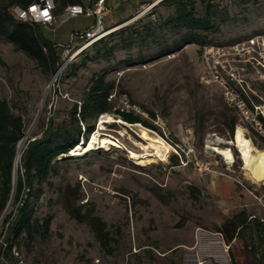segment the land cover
Returning <instances> with one entry per match:
<instances>
[{"label":"rangeland","instance_id":"obj_1","mask_svg":"<svg viewBox=\"0 0 264 264\" xmlns=\"http://www.w3.org/2000/svg\"><path fill=\"white\" fill-rule=\"evenodd\" d=\"M6 2L0 0V5ZM148 2L108 1L104 23L111 32L104 42L85 47L77 35L94 26L90 13L48 27L39 25L43 37L59 46L60 63L54 72L38 66L10 42L0 41V98L22 118L24 136L19 140V155L27 139L40 135L47 117L53 116L55 123L69 119V109L79 102L91 77L101 74L113 85L108 96L111 109L96 117L95 130L100 117L107 114L113 121L106 122L100 131L112 134L122 145L93 148L86 157L57 163V174L41 184L35 203L37 231L32 237L23 233L13 244L27 264H254V257L264 256V240L252 223L254 218L264 222V183L248 179L234 145L223 144L234 154L230 164L207 146L213 136L231 140L228 123L232 117L233 133L236 125L241 126L256 148L264 149V137L227 106L223 88L209 80L199 44L158 56L156 44L170 42L175 34L157 29V41L136 39L130 47L122 45V39L133 35L135 28L145 34L143 24L150 20V11H141ZM57 3L61 7L60 1ZM81 3L85 9L89 7V0ZM193 11L198 17L205 15L198 0H194ZM153 12L152 21L157 23L173 13V6L161 2ZM212 17L217 22L216 31L208 35L212 43L247 45L252 36L264 37V0L236 3L226 15L218 12ZM262 72L260 65L256 69L247 66L243 74L258 95H264V81L259 78ZM121 109L133 112L142 122L122 120L116 113ZM163 132L184 150L190 147L209 170L182 162L170 149L168 156H161L168 152L162 149L155 161L144 165L128 156L129 149L142 151L137 140ZM172 155L177 164L170 160ZM18 169L19 158L17 165L14 162V181ZM77 184L81 197L72 204H81V212L105 222L107 250L100 246L89 224L69 216L64 207L65 188ZM8 203L0 212V239L5 217L10 211L15 213L13 198ZM240 212L250 221L227 239L222 225ZM45 219L49 220L47 226L42 225ZM0 264L6 263L0 260Z\"/></svg>","mask_w":264,"mask_h":264},{"label":"trees","instance_id":"obj_2","mask_svg":"<svg viewBox=\"0 0 264 264\" xmlns=\"http://www.w3.org/2000/svg\"><path fill=\"white\" fill-rule=\"evenodd\" d=\"M32 1L34 0H7L6 3L0 5V41L10 42L14 49L21 50L27 57L34 60L38 66L54 72L60 63L59 46L43 37L39 31L40 24L25 22L19 19L12 10L16 5L25 7ZM54 1L55 14L61 13L69 4L82 5L81 0H58L61 3V7L58 8L57 0ZM198 1L204 5L205 15L203 17L195 15L193 11L194 0H161L149 10L148 17L150 20L143 24L145 34L143 35L138 28H135L132 30L133 35L122 39V45L130 47L136 39H140L141 42L148 39L157 41L156 30L165 29L172 31L175 36L168 43L159 42L156 44V54L158 56L170 54L191 43L199 44L200 49L201 46L213 42L212 38H208V35L217 29V22L212 15L218 12L226 15V11L234 4L248 0H234L231 4L223 3V5L214 3L212 0ZM161 2L171 4L173 13L154 23L152 21V17H154L153 9ZM104 37L92 43L104 42ZM79 55L83 57L84 54L80 52ZM112 88L113 85L105 80L104 74L92 76L90 84L83 92L79 102H74L69 109V119L55 123L53 116L47 117L45 127L40 135L27 139L25 142V146L19 155V169L17 170L13 191L15 213L12 214L10 211L4 219L5 228L2 241L5 243V249L2 256L5 258L6 264L15 261L12 248H16L13 244L18 238L23 233L26 237H32L39 227L34 212L35 203L42 191L41 184L46 182L50 175L57 174L56 165L61 160L67 161L79 157L69 155V152L78 143H86L88 136L95 130L94 121L96 117L110 111L111 105L108 96ZM116 113L126 122H142L139 116L133 112L121 109L117 110ZM234 124L235 120L232 117L228 123L230 135L233 134ZM144 125L153 127L147 123ZM23 136L24 128L21 116L14 114L10 110L8 102L0 98V212L5 208L12 194V174L16 146ZM94 150L90 149L80 157H86L89 152ZM167 153L161 156L164 157ZM65 155L69 156L64 157ZM170 160L173 164H177L176 156H170ZM65 189L66 202L64 207L69 216L79 222L86 221L95 232L100 246L107 250L108 238L105 222L94 214L81 212V204L78 206L72 204L81 197L78 184L67 186ZM48 221V219H45L42 225L47 226ZM249 221L242 212L229 218L222 225L226 229V238L235 237L241 229L246 227ZM252 221L257 236L264 240V222H260L256 218ZM253 254L256 256L254 251ZM0 260L3 261L1 257ZM254 264H264V256L254 257Z\"/></svg>","mask_w":264,"mask_h":264},{"label":"built area","instance_id":"obj_3","mask_svg":"<svg viewBox=\"0 0 264 264\" xmlns=\"http://www.w3.org/2000/svg\"><path fill=\"white\" fill-rule=\"evenodd\" d=\"M108 1L114 0H89V7L86 9L83 5L69 4L61 13L55 14V1L52 0L54 7L49 10L51 19L46 22H35L33 20V13L29 11V7L31 5H37L39 10L42 11L47 7V0H34L25 7L16 5L12 10L16 16L23 21L29 24H40L46 27L84 12L92 14L95 21L94 26L77 35L79 42L83 43L82 47H85L88 42H93L105 36L103 33L106 31L103 30H109L106 29L104 23V12H106V3ZM160 1L161 0H150L147 5L142 8L141 13L149 11L155 3L157 4ZM212 1H216V3L223 5V3L231 4L234 0ZM22 17H26V19H22ZM246 43L247 45H241L240 42L230 45L207 43L201 46L200 55L208 70L210 76L209 80L217 82L220 87L223 88L224 99L227 106L233 108L240 119L248 121L252 124L256 132L264 137V95H258L253 91L243 78L247 66L256 69L260 65L264 68V37L255 35L248 38ZM262 75H264V72L260 73L259 78L261 81H264V76ZM123 103L126 107L128 106L126 96H123ZM160 137L166 142L170 152L175 153L182 162L183 160H185V163L193 162L199 169L209 170L208 164L198 160L193 155L190 147L184 150L181 144L169 139L164 132ZM178 151H182L184 157H182ZM0 244V257L3 262L6 263L5 258L2 256L5 249V243L2 239H0ZM228 247V245L225 246L226 251ZM12 255L15 261L10 264H27L16 248H12ZM98 262L99 259H95V263Z\"/></svg>","mask_w":264,"mask_h":264},{"label":"bare ground","instance_id":"obj_4","mask_svg":"<svg viewBox=\"0 0 264 264\" xmlns=\"http://www.w3.org/2000/svg\"><path fill=\"white\" fill-rule=\"evenodd\" d=\"M154 5H156V3ZM108 29V31L103 30L106 31L105 33H103V35H107L111 32V29ZM111 121H113V119L110 116H108L107 114L102 115L99 119L97 130L93 131L88 136V140L86 143H84L83 146H80L78 143L69 152V155L79 156L93 148L106 149L111 147H121V143L115 136L110 133L100 131L102 128H104V124L106 122ZM141 141L137 140L136 144L142 147V151L138 152L131 149L128 150V156L132 160H134L135 163L144 165L155 161V158L159 156L162 149L168 150L169 153L168 145L159 135L154 134L149 137H143ZM208 142L211 144L207 145L208 148L212 152L220 155L225 161V163L229 164L233 162L234 154L227 145L225 146L223 144L234 145L239 153V158L242 161V169H244L248 179H250L251 182L254 183H264V149L256 148L252 144L251 140L245 136L243 128L241 126L236 125L231 140L227 141L221 137L213 136V139L209 140ZM21 144L22 141H20L17 146V152L15 157L16 165L19 158L18 149L20 148ZM168 153L166 156H168ZM196 264H202V262L197 263L196 261Z\"/></svg>","mask_w":264,"mask_h":264},{"label":"clouds","instance_id":"obj_5","mask_svg":"<svg viewBox=\"0 0 264 264\" xmlns=\"http://www.w3.org/2000/svg\"><path fill=\"white\" fill-rule=\"evenodd\" d=\"M52 7H54L52 0H47V7L44 10L40 11L37 5H31L29 11L33 13V20L35 22H46L51 19L49 10ZM22 19H26V17H22Z\"/></svg>","mask_w":264,"mask_h":264},{"label":"water","instance_id":"obj_6","mask_svg":"<svg viewBox=\"0 0 264 264\" xmlns=\"http://www.w3.org/2000/svg\"><path fill=\"white\" fill-rule=\"evenodd\" d=\"M39 111H40V108H39V110H38V113H37V116H38V114H39ZM80 146H83L84 144H79ZM67 156H69V155H65L64 157H67ZM72 156H74V155H72ZM15 157H16V154H15ZM15 157H14V162H15ZM13 167H14V163H13ZM14 184H15V181H14V178H13V174H12V194H11V196H10V198H9V203H10V201L12 200V198H13V191H14ZM8 203V204H9Z\"/></svg>","mask_w":264,"mask_h":264},{"label":"crops","instance_id":"obj_7","mask_svg":"<svg viewBox=\"0 0 264 264\" xmlns=\"http://www.w3.org/2000/svg\"><path fill=\"white\" fill-rule=\"evenodd\" d=\"M148 1H150V0H148ZM106 26L108 25V24H105Z\"/></svg>","mask_w":264,"mask_h":264}]
</instances>
